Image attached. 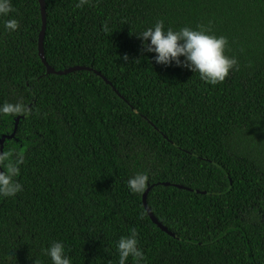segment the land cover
I'll list each match as a JSON object with an SVG mask.
<instances>
[{"label": "trees", "instance_id": "1", "mask_svg": "<svg viewBox=\"0 0 264 264\" xmlns=\"http://www.w3.org/2000/svg\"><path fill=\"white\" fill-rule=\"evenodd\" d=\"M0 9V138L20 117L0 180L21 185L0 194V264H52L53 241L118 264L133 229L142 264H264V0H45L46 61L86 67L67 74L39 54V0ZM158 21L225 36L237 66L209 84L155 63L136 34Z\"/></svg>", "mask_w": 264, "mask_h": 264}, {"label": "clouds", "instance_id": "2", "mask_svg": "<svg viewBox=\"0 0 264 264\" xmlns=\"http://www.w3.org/2000/svg\"><path fill=\"white\" fill-rule=\"evenodd\" d=\"M3 10V9H0ZM142 42V52L154 53L152 59L157 64L182 66L192 72H198L200 79L217 84L225 80L230 70L237 66V59L225 54L227 38L210 34L203 28L183 27L179 30L165 29L162 21L136 34ZM183 57V59H181ZM127 60V57H125ZM144 174H136L130 179L131 191L142 188ZM21 190L18 183L0 180V194L15 195ZM118 264H126L129 257L135 264H142L144 253L138 246L135 229L129 235L121 236L117 241ZM52 264H72L61 241H53L44 249Z\"/></svg>", "mask_w": 264, "mask_h": 264}, {"label": "water", "instance_id": "3", "mask_svg": "<svg viewBox=\"0 0 264 264\" xmlns=\"http://www.w3.org/2000/svg\"><path fill=\"white\" fill-rule=\"evenodd\" d=\"M42 6V14H43V19H44V25H43V30L41 32L40 35V39H39V54L44 62V64L47 67V73H55V74H67L69 72L75 71V70H82V69H86V67L84 66H73V67H69L63 70H56L54 69L51 65L48 64V62L46 61V57L44 54V34H45V0H39ZM20 120V117L16 118V125L14 128V131L11 134H3L2 137L0 138V157L3 154V147H4V142L7 138H13L16 134V130L18 127V122ZM3 175V170L0 164V178ZM166 185H169V183H165ZM178 187H183L182 185H177ZM151 189V186L148 187L143 195V203L144 206L148 212V214L150 215L151 219L153 220L154 223H156L161 229H163L164 231L169 232V230L167 229V227H165L158 219L157 217L154 215V213L151 211L150 207L148 206L147 203V196H148V192Z\"/></svg>", "mask_w": 264, "mask_h": 264}]
</instances>
